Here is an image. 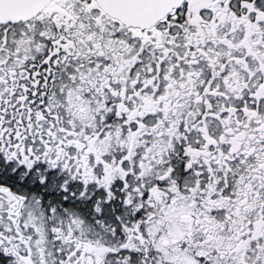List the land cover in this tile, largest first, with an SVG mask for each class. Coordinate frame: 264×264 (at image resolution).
<instances>
[{
	"label": "snow or ice",
	"instance_id": "1",
	"mask_svg": "<svg viewBox=\"0 0 264 264\" xmlns=\"http://www.w3.org/2000/svg\"><path fill=\"white\" fill-rule=\"evenodd\" d=\"M0 264H264V0H0Z\"/></svg>",
	"mask_w": 264,
	"mask_h": 264
}]
</instances>
